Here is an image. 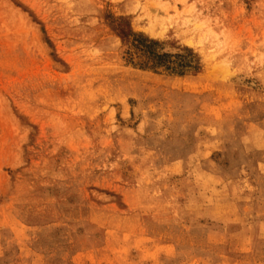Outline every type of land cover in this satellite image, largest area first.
<instances>
[{
    "label": "rangeland",
    "instance_id": "1",
    "mask_svg": "<svg viewBox=\"0 0 264 264\" xmlns=\"http://www.w3.org/2000/svg\"><path fill=\"white\" fill-rule=\"evenodd\" d=\"M0 264H264V0H0Z\"/></svg>",
    "mask_w": 264,
    "mask_h": 264
},
{
    "label": "trees",
    "instance_id": "2",
    "mask_svg": "<svg viewBox=\"0 0 264 264\" xmlns=\"http://www.w3.org/2000/svg\"><path fill=\"white\" fill-rule=\"evenodd\" d=\"M131 36L133 37V43L134 44L141 45L142 48H144V53L146 54V52H147V53L150 54V52H148V51L151 50V46L154 45L155 42H153L151 40H148L146 38H143V37H141L140 35H137V34H133L132 33ZM146 43H148V44H146ZM146 65H147V62L139 64V66H143V67H146Z\"/></svg>",
    "mask_w": 264,
    "mask_h": 264
}]
</instances>
